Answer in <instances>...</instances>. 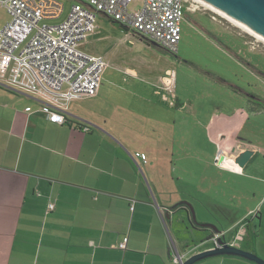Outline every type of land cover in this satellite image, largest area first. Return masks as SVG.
I'll use <instances>...</instances> for the list:
<instances>
[{"label":"crops","instance_id":"1","mask_svg":"<svg viewBox=\"0 0 264 264\" xmlns=\"http://www.w3.org/2000/svg\"><path fill=\"white\" fill-rule=\"evenodd\" d=\"M138 42L126 35L116 45L129 61L119 69L122 79L136 82L132 90L107 89L106 71L99 94L71 102L64 124L51 122L48 108L36 97L0 87V264H174L170 232L182 254L193 249L186 237L173 232L175 210L187 206L171 184L162 182L167 172L158 163L176 155L169 149L175 136L163 137V130L176 127L173 111L185 112L189 105L181 92L176 93L177 107L157 94L165 72L174 70L172 63L167 61L148 81L142 71L150 66L140 51L159 59L155 49L170 53ZM208 118L209 126L239 122L215 113ZM162 140L169 146L160 153L156 145ZM233 148L234 154L238 145ZM136 153L145 154L147 162L136 161ZM252 158L235 172H245ZM177 204L185 207L171 210ZM255 209L250 214L261 213ZM125 238L127 248L121 250ZM228 262L246 264L228 257L202 264Z\"/></svg>","mask_w":264,"mask_h":264},{"label":"rangeland","instance_id":"2","mask_svg":"<svg viewBox=\"0 0 264 264\" xmlns=\"http://www.w3.org/2000/svg\"><path fill=\"white\" fill-rule=\"evenodd\" d=\"M57 1L65 4L66 18L73 0ZM192 3V11L186 13L182 22L179 52L168 55L155 49L161 60L154 54L145 53L146 50L140 51L150 66V70L142 71V75L148 76L146 79L152 82V77L167 61L176 70V93L179 97L181 92V99L189 107L185 112L173 111L171 118L176 120L177 126L163 130V137L175 136L176 144L173 148L171 143L169 149L170 152L175 149L176 155L170 161H158L162 173L167 172L160 179L164 184H171L170 189L178 200L192 205L198 223L213 224L221 231L228 229L232 220L255 215L257 211L250 212L256 207L264 220V44L196 1ZM9 20L6 11L0 7V27ZM124 36L126 32L120 24L99 15L95 33L83 45L85 51L102 56L108 62L104 82L107 89L126 86L127 90H132L133 84H136L120 76V66L122 68L129 62L116 47ZM130 38L136 45L140 40L148 42L140 37ZM136 51L139 52L138 49ZM157 94L160 95L158 90ZM214 113L230 119L238 118L239 122L223 127L218 123L209 126L207 119ZM204 118L207 121L202 122ZM217 131L221 132L220 137ZM236 145L258 153L242 173L232 171L228 162L235 154L232 150ZM156 146L162 153L169 144L167 141L164 144L162 140L161 145ZM166 162L167 165H164ZM245 162L234 163L235 170L242 171ZM137 164L143 171V166ZM144 171L141 174L145 185L155 200ZM170 179L172 181L168 182ZM175 211L173 232L176 235L179 233L181 237H186L191 248L196 247L197 252L214 248L212 240H202L209 234L215 236V233L210 228H195L189 207ZM180 225L181 230L178 229ZM170 236V241L175 243L171 232ZM255 242L257 255L264 260L262 232L255 240L248 239L240 246L252 248ZM188 257L190 255H186V259Z\"/></svg>","mask_w":264,"mask_h":264},{"label":"built area","instance_id":"3","mask_svg":"<svg viewBox=\"0 0 264 264\" xmlns=\"http://www.w3.org/2000/svg\"><path fill=\"white\" fill-rule=\"evenodd\" d=\"M192 2L73 0L64 18L65 4L57 0H0V7L10 18L0 27V87L36 97L48 108L51 122L64 124L71 102L99 94L109 67L104 57L83 49L96 31L99 15L120 24L131 41L130 37H140L174 55ZM176 82L177 74L170 69L157 87L162 99L172 106H176ZM133 158L147 162L145 154L136 153ZM49 208L54 209V205ZM222 237L219 233L210 239L214 248L235 245L223 243ZM127 242L125 238L119 248L125 250ZM172 248V261L182 264L185 255L178 252L174 242Z\"/></svg>","mask_w":264,"mask_h":264},{"label":"water","instance_id":"4","mask_svg":"<svg viewBox=\"0 0 264 264\" xmlns=\"http://www.w3.org/2000/svg\"><path fill=\"white\" fill-rule=\"evenodd\" d=\"M197 3L208 8L212 12L221 16L230 23L243 29L251 36L259 40L264 44V0H194ZM255 151L250 149H238L233 157V162L235 164H240L246 161L245 165L254 156ZM243 167V168H244ZM177 204L171 210L177 208ZM187 207L190 208L193 214V219L196 225L200 228H210L215 234H219L221 231L213 224H200L196 221V216L194 209L191 204L185 203ZM189 248V247H188ZM196 248V247H195ZM192 249L190 252L186 253L189 255L196 249ZM179 253L181 251L177 249ZM182 254V253H181ZM182 264H202L218 257H228L235 258L239 261H246L254 264H264V260L258 255L242 250L238 247L231 245H224L223 248H211L205 251L196 252L186 259Z\"/></svg>","mask_w":264,"mask_h":264},{"label":"flooded vegetation","instance_id":"5","mask_svg":"<svg viewBox=\"0 0 264 264\" xmlns=\"http://www.w3.org/2000/svg\"><path fill=\"white\" fill-rule=\"evenodd\" d=\"M256 99H257V97H256ZM187 209H188V207H187ZM253 216H255V218H253ZM253 216H249V217H246L245 219H243L241 221H237L235 223H232L231 226L228 229L221 230L220 234H223V237H222L221 241L223 243H232V242H234V244H235L234 247H238V248H240L242 250H245V251H248V252H252V253L257 255V249L254 248L255 245H256V242L254 243V245H252V248H250L249 246L245 247V248H241V246H240L242 243L245 244L248 241V239H254L255 240V237L258 235V233L260 234V232H262L264 234L263 215H261L260 212H257ZM190 217H191V220L193 221V223H195L191 210H190ZM250 218L258 219V220H253V219H250ZM195 228H200V227H198L195 224ZM238 234H240V235H239L238 238H236ZM211 235H213V234H211ZM196 252L193 251L190 254V256L195 254Z\"/></svg>","mask_w":264,"mask_h":264},{"label":"bare ground","instance_id":"6","mask_svg":"<svg viewBox=\"0 0 264 264\" xmlns=\"http://www.w3.org/2000/svg\"><path fill=\"white\" fill-rule=\"evenodd\" d=\"M207 9H208V8H207ZM228 127H229V126H228ZM229 129H230V127H229ZM227 131H228V130H227ZM234 147H235V146H234ZM228 151H229V150H228ZM230 164H231V166H232L233 171H236V170H235V164H234V162H231ZM236 172H238V171H236Z\"/></svg>","mask_w":264,"mask_h":264},{"label":"trees","instance_id":"7","mask_svg":"<svg viewBox=\"0 0 264 264\" xmlns=\"http://www.w3.org/2000/svg\"><path fill=\"white\" fill-rule=\"evenodd\" d=\"M112 22H114V23H117V22H115V21H113V20H111ZM157 47H159V46H157ZM181 206H183V204H179L178 206H177V208H179V207H181Z\"/></svg>","mask_w":264,"mask_h":264}]
</instances>
